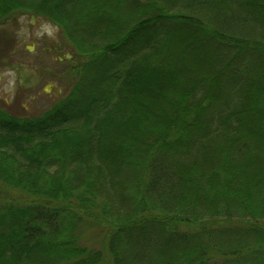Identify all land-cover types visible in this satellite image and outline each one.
<instances>
[{"label":"trees","instance_id":"1","mask_svg":"<svg viewBox=\"0 0 264 264\" xmlns=\"http://www.w3.org/2000/svg\"><path fill=\"white\" fill-rule=\"evenodd\" d=\"M22 15L81 74L40 114L0 101V264H264V0H0Z\"/></svg>","mask_w":264,"mask_h":264},{"label":"rangeland","instance_id":"2","mask_svg":"<svg viewBox=\"0 0 264 264\" xmlns=\"http://www.w3.org/2000/svg\"><path fill=\"white\" fill-rule=\"evenodd\" d=\"M104 10H108V8ZM9 25L0 26V48L3 44L8 45L5 51H0V101L7 100L11 111L18 115L40 114L67 95L71 83H74V80L81 74H77V65L80 62L76 59L60 62L54 54L47 55L42 51L44 44L48 46L61 43L59 29L44 18L22 15L17 16L16 22ZM181 35L180 37L185 40V35H188V32H183ZM84 36L88 42L92 40L91 43L94 45L102 43L96 35L84 33ZM174 44L177 48L169 50L172 56L179 50L181 40ZM70 46H65L67 49H61L65 55L69 53V50H72ZM83 47H85L84 44ZM202 56L200 51L193 58L181 59L177 63L178 65L182 64L184 72L196 79L192 68L198 66V63L210 65ZM90 75L92 78H96L100 74L98 71L94 74H87V81H89ZM92 78H90V82L93 81ZM253 105L254 107L258 106V104ZM148 125L150 122L147 123ZM148 128L151 129V126ZM115 163L118 164L120 161L113 164ZM14 198L15 194L10 193L9 190L0 189V203ZM88 232L87 240H93V245L102 249V243L100 245L99 242L102 237L99 234V229L90 227Z\"/></svg>","mask_w":264,"mask_h":264}]
</instances>
